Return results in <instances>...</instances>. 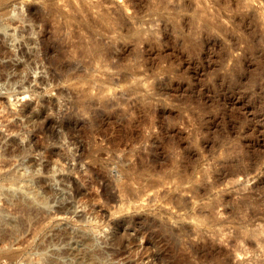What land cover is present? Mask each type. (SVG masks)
Segmentation results:
<instances>
[{
    "label": "rangeland",
    "instance_id": "obj_1",
    "mask_svg": "<svg viewBox=\"0 0 264 264\" xmlns=\"http://www.w3.org/2000/svg\"><path fill=\"white\" fill-rule=\"evenodd\" d=\"M0 264H264V0H0Z\"/></svg>",
    "mask_w": 264,
    "mask_h": 264
},
{
    "label": "bare ground",
    "instance_id": "obj_2",
    "mask_svg": "<svg viewBox=\"0 0 264 264\" xmlns=\"http://www.w3.org/2000/svg\"><path fill=\"white\" fill-rule=\"evenodd\" d=\"M37 9V8H36ZM34 14L32 15L33 19L36 21H40L42 19V13L41 11L35 10ZM75 17V16H74ZM82 22V21H81ZM87 23L85 24V26ZM87 27V26H86ZM40 41L42 42L43 45V55L45 60L53 65L54 71L58 72L59 74L66 73L68 71V67L63 64L62 62V56L59 54L60 52L58 51V46L54 40H51L49 37V34L47 33V29H45L42 34ZM111 53L109 51L105 52V56L110 57ZM12 151H9L8 153H11ZM4 239V238H3ZM4 256V254H3ZM8 256V255H7ZM10 256V254H9ZM11 257V256H10Z\"/></svg>",
    "mask_w": 264,
    "mask_h": 264
}]
</instances>
